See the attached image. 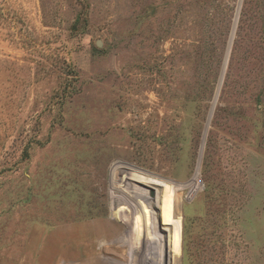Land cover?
I'll use <instances>...</instances> for the list:
<instances>
[{
  "label": "rangeland",
  "instance_id": "obj_1",
  "mask_svg": "<svg viewBox=\"0 0 264 264\" xmlns=\"http://www.w3.org/2000/svg\"><path fill=\"white\" fill-rule=\"evenodd\" d=\"M0 264H264V0H0Z\"/></svg>",
  "mask_w": 264,
  "mask_h": 264
},
{
  "label": "bare ground",
  "instance_id": "obj_2",
  "mask_svg": "<svg viewBox=\"0 0 264 264\" xmlns=\"http://www.w3.org/2000/svg\"><path fill=\"white\" fill-rule=\"evenodd\" d=\"M148 211H150V209H148Z\"/></svg>",
  "mask_w": 264,
  "mask_h": 264
}]
</instances>
